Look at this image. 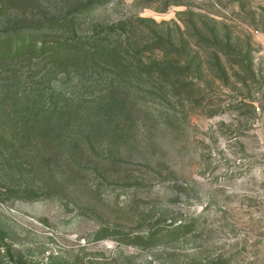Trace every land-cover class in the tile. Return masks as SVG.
Wrapping results in <instances>:
<instances>
[{
	"label": "rangeland",
	"instance_id": "1",
	"mask_svg": "<svg viewBox=\"0 0 264 264\" xmlns=\"http://www.w3.org/2000/svg\"><path fill=\"white\" fill-rule=\"evenodd\" d=\"M29 1L179 69L0 82V264H264V0Z\"/></svg>",
	"mask_w": 264,
	"mask_h": 264
},
{
	"label": "trees",
	"instance_id": "2",
	"mask_svg": "<svg viewBox=\"0 0 264 264\" xmlns=\"http://www.w3.org/2000/svg\"><path fill=\"white\" fill-rule=\"evenodd\" d=\"M34 10L29 0H0V82L11 78L16 84L29 82L28 93L39 91L42 96L53 97L58 87L51 86L45 79L49 73L68 76L99 68L109 70L117 82H137L135 85L141 86L161 85L156 73L167 74L168 70L179 69L158 61L146 62L130 50L124 40L127 37L124 21L87 26L84 18L91 11L89 4L76 5L63 15H36ZM85 25L90 28L89 33L85 32ZM0 193L5 194L1 190ZM177 228L188 231L186 222L178 223L174 229ZM157 234L155 229H150L119 240L152 247L158 243ZM97 237L101 239L104 235ZM224 262L222 259L214 264Z\"/></svg>",
	"mask_w": 264,
	"mask_h": 264
}]
</instances>
